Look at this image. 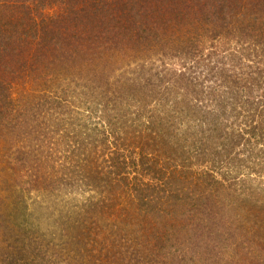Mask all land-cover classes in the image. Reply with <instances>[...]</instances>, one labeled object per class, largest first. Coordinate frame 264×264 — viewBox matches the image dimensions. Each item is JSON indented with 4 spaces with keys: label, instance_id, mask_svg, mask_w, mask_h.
Returning <instances> with one entry per match:
<instances>
[{
    "label": "trees",
    "instance_id": "obj_1",
    "mask_svg": "<svg viewBox=\"0 0 264 264\" xmlns=\"http://www.w3.org/2000/svg\"><path fill=\"white\" fill-rule=\"evenodd\" d=\"M264 0H0V264H264Z\"/></svg>",
    "mask_w": 264,
    "mask_h": 264
},
{
    "label": "rangeland",
    "instance_id": "obj_2",
    "mask_svg": "<svg viewBox=\"0 0 264 264\" xmlns=\"http://www.w3.org/2000/svg\"><path fill=\"white\" fill-rule=\"evenodd\" d=\"M258 184H260L259 186H264V177H259V178H257L256 177V179H255V182H254V185L255 186H249L248 188H255ZM262 189H263V187H262Z\"/></svg>",
    "mask_w": 264,
    "mask_h": 264
}]
</instances>
